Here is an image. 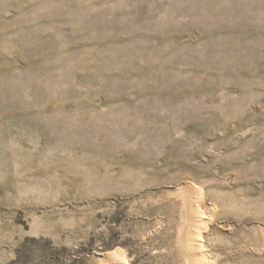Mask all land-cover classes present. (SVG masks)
<instances>
[{"label":"rangeland","instance_id":"1","mask_svg":"<svg viewBox=\"0 0 264 264\" xmlns=\"http://www.w3.org/2000/svg\"><path fill=\"white\" fill-rule=\"evenodd\" d=\"M98 263L264 264V0H0V264Z\"/></svg>","mask_w":264,"mask_h":264},{"label":"bare ground","instance_id":"2","mask_svg":"<svg viewBox=\"0 0 264 264\" xmlns=\"http://www.w3.org/2000/svg\"><path fill=\"white\" fill-rule=\"evenodd\" d=\"M195 233V232H194ZM200 245V244H199ZM188 250V249H187ZM190 252V251H189ZM191 252H193L192 253V255H193V259L195 260V261H198L197 259L199 258V255L197 254V253H195L193 250L191 251ZM197 252V251H196ZM197 254V255H196ZM192 257V256H191ZM204 262V261H203ZM192 263V262H191ZM198 263V262H197Z\"/></svg>","mask_w":264,"mask_h":264},{"label":"crops","instance_id":"3","mask_svg":"<svg viewBox=\"0 0 264 264\" xmlns=\"http://www.w3.org/2000/svg\"><path fill=\"white\" fill-rule=\"evenodd\" d=\"M98 264H102V263H98ZM123 264V263H122Z\"/></svg>","mask_w":264,"mask_h":264}]
</instances>
